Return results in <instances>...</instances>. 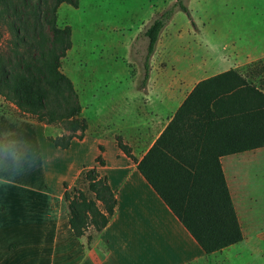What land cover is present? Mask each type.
<instances>
[{"label":"crops","instance_id":"crops-1","mask_svg":"<svg viewBox=\"0 0 264 264\" xmlns=\"http://www.w3.org/2000/svg\"><path fill=\"white\" fill-rule=\"evenodd\" d=\"M187 7L195 24L181 10L172 12L140 82L145 106L118 133L91 132L87 124L62 148L44 142L25 118L0 112V264H233L245 253L264 255V209L248 181L253 206L245 211L244 229L232 200L241 238L205 253L114 138L138 160L197 80L264 58V0H188ZM13 146L22 159L14 160ZM251 149L219 156L229 193L237 183L230 164ZM89 166L106 175L116 205L104 227L77 237L63 185Z\"/></svg>","mask_w":264,"mask_h":264},{"label":"trees","instance_id":"trees-1","mask_svg":"<svg viewBox=\"0 0 264 264\" xmlns=\"http://www.w3.org/2000/svg\"><path fill=\"white\" fill-rule=\"evenodd\" d=\"M61 2L77 5V0H0V100L15 116L64 123L67 132L53 143L65 148L87 124L76 89L61 70L71 42L70 26L56 22ZM177 9L189 15L185 0H173L142 30L143 81L158 34ZM114 138L205 253L238 241L242 233L219 156L264 145V58L197 80L138 160L119 135ZM95 159L103 162L99 155ZM63 186L74 236L106 225L116 196L104 173L83 167Z\"/></svg>","mask_w":264,"mask_h":264},{"label":"rangeland","instance_id":"rangeland-1","mask_svg":"<svg viewBox=\"0 0 264 264\" xmlns=\"http://www.w3.org/2000/svg\"><path fill=\"white\" fill-rule=\"evenodd\" d=\"M172 1L77 0L76 6L66 2L57 6L56 22L70 26L71 41L62 57L61 70L76 89L80 115L87 122L88 131L118 133L124 122L133 120L136 112L140 114L145 106L140 85L146 43L142 30ZM187 3L185 0L186 6ZM182 12L194 22L192 12L188 10L189 15ZM9 109L10 105L0 100V112L13 115ZM25 120L26 126L36 129L39 137L49 144L67 132L62 122L45 125L29 118ZM44 142L40 141L42 145ZM12 148L14 160L22 159L19 150ZM237 156L238 160L230 164L237 183L229 188L244 229L245 211L251 206L245 181L254 186L256 199L264 209V146ZM80 185L85 188V184ZM55 207L59 206L55 203ZM233 259V264H264V255L256 253H245L241 260Z\"/></svg>","mask_w":264,"mask_h":264}]
</instances>
